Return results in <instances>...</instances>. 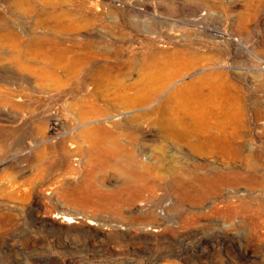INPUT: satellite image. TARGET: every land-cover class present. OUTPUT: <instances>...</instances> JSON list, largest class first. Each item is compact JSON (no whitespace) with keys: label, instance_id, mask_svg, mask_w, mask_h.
<instances>
[{"label":"rangeland","instance_id":"1","mask_svg":"<svg viewBox=\"0 0 264 264\" xmlns=\"http://www.w3.org/2000/svg\"><path fill=\"white\" fill-rule=\"evenodd\" d=\"M45 1L0 0V264H264V0H68L94 21L73 33L123 47L130 80L154 49L194 64L149 108L92 119L101 141L82 136L83 87L23 70L9 43L10 31L68 34ZM212 70L239 86L243 113L225 153L199 154L156 121L173 88Z\"/></svg>","mask_w":264,"mask_h":264},{"label":"bare ground","instance_id":"2","mask_svg":"<svg viewBox=\"0 0 264 264\" xmlns=\"http://www.w3.org/2000/svg\"><path fill=\"white\" fill-rule=\"evenodd\" d=\"M45 3L49 6L44 14L48 21L66 30L68 34L22 37L15 31H10L8 40L17 53V61L23 70L41 76L49 75V84L58 85L75 80L83 87L85 92L82 95L83 108L80 109L79 121L85 123L82 130L84 139L92 140L97 137L101 141L102 125L86 126L92 119L106 117V120H111L115 116L120 118L149 108L153 99L165 88H171L178 77L194 66L190 61L178 58L180 51L169 53L165 58L163 52L154 49L140 76L136 80H130L134 72L133 60L119 58L123 47L106 34L83 36L73 33L89 28L94 22L86 17L85 4H78L73 9L68 0H47ZM252 14V11H246L243 21ZM127 25L131 28L141 26L132 22ZM23 55L30 60L42 58L45 65L35 67L21 62ZM115 59L120 63H113ZM87 87L91 90L86 89ZM134 88L138 92L132 96L130 91ZM239 91V86L221 71L197 72L191 79L171 90L166 99L171 104L159 110L162 114L156 124L165 135L179 139L196 153L223 154L229 143L225 126L229 120H237L243 113ZM101 92L105 93V99L114 108L119 109L117 114H110L111 107L100 105ZM181 96L183 100L177 103ZM205 104L208 105L206 114L202 109ZM212 118L218 119V122L213 123ZM204 119H207L206 127L203 126ZM214 127L219 131H212ZM52 130L53 127L49 132ZM61 221L73 223L76 219L64 214Z\"/></svg>","mask_w":264,"mask_h":264}]
</instances>
